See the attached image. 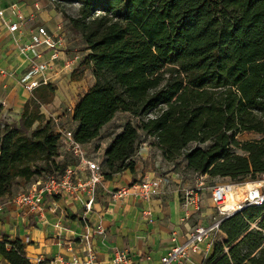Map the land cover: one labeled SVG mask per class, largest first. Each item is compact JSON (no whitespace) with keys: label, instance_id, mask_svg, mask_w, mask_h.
Instances as JSON below:
<instances>
[{"label":"trees","instance_id":"16d2710c","mask_svg":"<svg viewBox=\"0 0 264 264\" xmlns=\"http://www.w3.org/2000/svg\"><path fill=\"white\" fill-rule=\"evenodd\" d=\"M64 1L80 4L75 15L65 13L95 79L74 108L75 139L92 143L119 113L134 120L105 150L106 179L135 173L149 139L195 175L264 174V0ZM56 90L41 84L19 124L0 121V197L20 180L70 164L57 160L60 134L41 112ZM243 133L259 137L241 140ZM221 231L204 264H264V205L225 219ZM0 254L10 264H35L21 240L0 242Z\"/></svg>","mask_w":264,"mask_h":264},{"label":"crops","instance_id":"0c3cea01","mask_svg":"<svg viewBox=\"0 0 264 264\" xmlns=\"http://www.w3.org/2000/svg\"><path fill=\"white\" fill-rule=\"evenodd\" d=\"M64 3L69 2L0 0V9L4 10V13L0 14L2 123L19 124L26 103L34 98L21 79L32 69L33 62H37L49 64L46 84L66 86V94L77 93L76 103L69 112L71 128L76 129L77 123L72 118L74 108L80 96L87 92L95 79L92 71L82 66L87 54L85 44L81 36L72 31L70 20L65 13L75 15L80 4L73 2L78 4L77 11L70 13ZM13 22H21L19 29L14 32L9 29V23ZM41 27L53 35L56 47L41 45L36 49L40 56L34 58L35 53L32 50L23 49L31 44L32 36L37 34ZM55 51H58V57L52 59ZM67 60L73 61V68L66 67ZM75 71L81 72L76 79L72 78V75H76ZM86 80L90 81L89 85H86ZM45 105L47 104L41 106V112L46 119H52L56 132L57 124L61 125L62 121L60 111L67 106ZM114 137L100 147L103 151L101 163L105 150ZM152 146L149 142L141 144L140 153L135 157V173L124 171L110 180L105 179L98 187L94 209L88 213L87 218L92 226L102 225L105 229L103 235L94 238L95 250L101 264H110L114 251L118 249L129 251L139 264H158L172 248L188 239L186 235L190 236L194 224L195 227L200 224L207 225L215 212L210 191L202 195L200 211L193 207H184L185 191L195 184L189 186L188 182L183 183L175 166L176 162L165 159L163 155L162 160L151 150ZM59 153L58 161L69 160L71 153L66 146H60ZM73 164L77 167L78 177L87 179L89 171L80 165L78 160ZM183 164L185 165L184 161ZM156 179L161 180L159 191L149 199L133 194L121 199L113 196L114 191L123 186ZM29 185L20 180L12 192L0 197V242L21 240L27 257L35 264H51L59 257H71L74 254L82 257L83 253L77 240L79 234L84 231L82 192L68 197L45 196L42 202L43 211L33 212L28 209L23 213L14 198L21 191L28 189ZM223 236L220 231V237L217 239H222ZM70 241L73 242L70 243L72 245L69 244ZM201 247L208 249L204 244H201ZM212 249L213 245L207 253L199 251L198 254L190 250V254L192 259L202 260L211 254ZM0 264L10 263L0 254Z\"/></svg>","mask_w":264,"mask_h":264},{"label":"built area","instance_id":"2783aa9c","mask_svg":"<svg viewBox=\"0 0 264 264\" xmlns=\"http://www.w3.org/2000/svg\"><path fill=\"white\" fill-rule=\"evenodd\" d=\"M16 7V5H13ZM4 10L0 9V14ZM21 22L9 23L10 31L14 32L19 29ZM46 45L56 47V41L46 28L38 29L37 34L32 36L29 46L23 50H32L35 53L34 58H38L40 53L37 47ZM58 57V51L52 55V59ZM66 67L73 68V61L67 60ZM49 69L47 63L33 62L32 69L21 79L25 88L33 93L41 84H46L48 78L46 72ZM39 78H38V77ZM58 123V120L56 121ZM60 134V146H66L67 150L78 160L79 164L89 171L87 179L78 177L77 167L69 164L65 170L59 174H46L37 177L31 187L24 192L15 196V202L23 209V213L29 210L43 211L42 202L45 196L68 197L82 192L83 194V214L84 231L78 236V243L82 250L83 256L74 254L71 257H59L51 264H101L99 256L95 250L94 238L105 233L102 225L92 226L88 221L87 215L92 212L97 199L99 185L105 181L101 160L94 154L90 153L86 147L75 139V129H62L57 124ZM260 179L244 181H225L213 185H208L205 175H196L197 181L194 187L185 191L183 205L185 208L193 207L196 211L202 208V195L210 191L214 204L215 212L211 216L207 225L200 224L190 233L188 239L172 248L164 255L158 264H199L192 260L190 250L197 253L199 251L209 252L214 243V236L221 231L223 221L234 214L241 212L249 206L264 205V174ZM161 180H146L123 186L114 191L113 196L121 199L129 194L140 198L149 199L159 191ZM73 243L72 241L69 242ZM204 244L208 249H202ZM72 245V244H70ZM110 264H139L127 250L118 249L114 251Z\"/></svg>","mask_w":264,"mask_h":264},{"label":"rangeland","instance_id":"374dc122","mask_svg":"<svg viewBox=\"0 0 264 264\" xmlns=\"http://www.w3.org/2000/svg\"><path fill=\"white\" fill-rule=\"evenodd\" d=\"M64 5L66 6V8L68 9V11L70 13H75L77 11L78 4H76V3H73V2L70 3L69 2V3H64ZM75 34L76 35H80L78 33H75ZM74 74H76V75H72V78L77 77L79 74H81V72L75 71ZM88 75H90V74H88ZM85 83H86V85H89L90 81L86 80ZM56 86H57V90L55 92V96H54L53 100L50 103H47V105H45V106H67L65 109L62 108V110L60 111V115L62 117V121H61L60 127L62 129H65V130L66 129H70L71 126H72L71 125L72 122H71V118L69 117V112H70V108L72 106H74L75 103H76L77 93L74 92L72 94H66V93H64V91L68 87H66L65 85H64L65 87H63V86L59 87L57 84H56ZM81 92H83V91H81ZM75 93H76V95H74ZM130 120L134 121L133 118L131 117V115L128 114V113H119V114H117L115 119L104 127V129H103V131L101 133V136L98 139H96L95 141H93L92 144L86 145L88 151L90 153L94 154L97 158H99V160H102L103 151L100 150V147L103 144H106L117 133H119L123 129L124 125ZM57 131H59L58 128H56V132ZM258 137H259V135L254 134V133H243V134H241L239 136V138L241 140H252V139H255V138H258ZM148 142L151 144L152 140L149 139ZM151 150L155 151L158 157H160L161 159L163 158L162 157V152L160 151V149H158L154 145L152 146ZM139 153H140V151H138L137 155ZM237 153L242 154L243 152L241 150H237ZM67 161H68V163L73 164V163H75L76 158H74V156L71 154L69 160H67ZM175 164H176L175 165L176 168L178 169V171L181 174L183 183L188 182L189 186H193L194 184H196V181H197L196 175L186 171L185 165L183 164V160L177 161ZM262 177H263V175H259L257 177V179H260ZM206 178H207L206 182L208 183V185H213V184H217V183H221V182H225V181H231L228 178H219V177H213L212 178V177H209V176H207ZM36 179L37 178H35L34 180H36ZM34 180H33V182H34ZM33 182L29 183L30 185H29L28 189L31 187ZM28 189H26L24 191H27ZM24 191H21V192H24ZM194 227H195V224H194L191 232L194 231ZM186 237L188 238L187 235H186ZM217 237H220V232H217V234L214 236V239H213L214 242L216 240H219V239H217ZM198 254H200V252H198ZM192 260H194L195 262H198L199 264H204L205 258L202 259V260L201 259L200 260L192 259Z\"/></svg>","mask_w":264,"mask_h":264}]
</instances>
